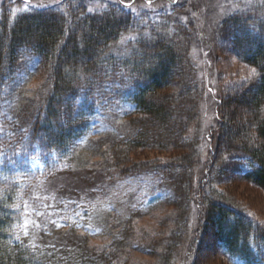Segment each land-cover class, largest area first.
I'll use <instances>...</instances> for the list:
<instances>
[{"label":"trees","instance_id":"1","mask_svg":"<svg viewBox=\"0 0 264 264\" xmlns=\"http://www.w3.org/2000/svg\"><path fill=\"white\" fill-rule=\"evenodd\" d=\"M185 7L169 5L159 19L151 18L152 10L139 15L121 4L68 13L3 8L0 264H119L129 244L157 254V264H179L189 243L193 249L202 233L190 236L192 200L204 187L195 190L205 85L186 25L168 17ZM168 29L170 39L163 36ZM216 32L230 44L223 53L255 75L223 86L218 81L217 133L226 148L206 179V223L229 264H264V223L220 187L235 176L264 190V41L258 40L264 38V8L229 14ZM39 75L41 83L29 89ZM136 148L182 153L131 163ZM84 151L102 162L84 161ZM60 178L57 191L42 197L46 215L34 235L30 205ZM162 205H176L167 237L130 242L135 220ZM101 235L110 236L108 244H89Z\"/></svg>","mask_w":264,"mask_h":264},{"label":"rangeland","instance_id":"2","mask_svg":"<svg viewBox=\"0 0 264 264\" xmlns=\"http://www.w3.org/2000/svg\"><path fill=\"white\" fill-rule=\"evenodd\" d=\"M125 4L130 6L134 13L141 14L152 10L149 15L151 18L159 19V14H166L168 6L178 5L179 7L186 5L176 14H169V18L179 21V23L186 25V36L193 38L192 54L194 61L199 67V77L203 82L204 92L202 97V122L204 129L200 141L201 155L198 158V163L195 170V190L196 186L201 185V191H196L194 199L192 197V221L190 227V236L194 237L196 230H201L202 233L196 235V243L193 249H190L189 243L184 259L179 264H192L196 259L204 261V264H229L217 249L216 241L214 240L211 229L206 223V210L204 206V192L209 188L207 178L211 177L216 154L226 148L225 140L218 138L220 123L219 102L223 95L218 90V81L221 86L229 85L232 81L237 79H248L255 75L253 67L239 62L238 58H231L229 54L225 55V50L230 51V44L222 43L217 39V29L223 19L236 13L239 10L246 9L250 6L257 8H264V0H0V13L3 8L8 7L11 11L15 9L14 13L21 10H32L44 7H57L59 10L68 13L69 9L80 8L87 6L89 9H102L111 5ZM171 13V11H170ZM80 18H82L80 16ZM244 30V28L242 29ZM168 39L170 35L167 33ZM190 32V33H189ZM239 35H242L239 33ZM126 36L122 38L125 39ZM257 38V37H256ZM258 40L264 41L260 37ZM228 45V46H227ZM122 45H120L121 47ZM255 70V69H254ZM43 75L35 76L29 83L28 88L34 89L41 80ZM241 112L243 107L235 106ZM130 155L131 163L153 160L156 162H164L168 159H173L182 153L180 150H158V149H142L136 148ZM187 152V149H186ZM215 153V154H214ZM80 157L84 161L92 163H100L101 156L88 154L86 151L80 153ZM78 175H81V172ZM76 174V173H75ZM74 174V175H75ZM75 178V177H74ZM77 178H75L76 180ZM53 180L48 185L43 186L38 191V198L30 205L29 228L32 234L36 235L39 225L44 221L46 212L41 203L42 197L50 194V190L57 191L55 186L56 181ZM67 181V180H66ZM203 187V188H202ZM220 187L225 192L224 194L231 198L234 204L239 205L246 209L250 214L264 223V190L252 184L241 177H228L220 183ZM198 190V189H197ZM54 204V199H51L49 208ZM176 205H162L156 210L147 215L137 218L134 222L133 235L130 237V242L147 243V240L161 243L166 237L169 228H173L174 213ZM28 223V225H29ZM197 233V232H196ZM130 234V232H129ZM211 234V235H210ZM195 237V238H196ZM133 240H132V239ZM110 241L109 235L92 236L89 239V244L95 248H102ZM183 250V251H184ZM127 256L118 260L119 264H157L159 256L157 254H149L135 249L133 245L129 244L126 248Z\"/></svg>","mask_w":264,"mask_h":264},{"label":"snow or ice","instance_id":"3","mask_svg":"<svg viewBox=\"0 0 264 264\" xmlns=\"http://www.w3.org/2000/svg\"><path fill=\"white\" fill-rule=\"evenodd\" d=\"M255 70L253 69V72H254Z\"/></svg>","mask_w":264,"mask_h":264}]
</instances>
